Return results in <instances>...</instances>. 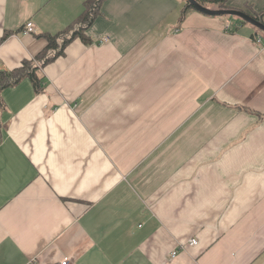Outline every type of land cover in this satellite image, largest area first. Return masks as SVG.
I'll return each mask as SVG.
<instances>
[{"label":"crops","instance_id":"crops-1","mask_svg":"<svg viewBox=\"0 0 264 264\" xmlns=\"http://www.w3.org/2000/svg\"><path fill=\"white\" fill-rule=\"evenodd\" d=\"M87 1L0 0V66L43 79L1 94L0 264H264V33L105 0L92 44L41 67Z\"/></svg>","mask_w":264,"mask_h":264},{"label":"trees","instance_id":"trees-1","mask_svg":"<svg viewBox=\"0 0 264 264\" xmlns=\"http://www.w3.org/2000/svg\"><path fill=\"white\" fill-rule=\"evenodd\" d=\"M105 0H88L85 4V11L78 18L76 23H74L70 28L60 34L56 35H46L48 40V46L46 49L37 57L38 64L42 66H47L48 64L55 61L57 58L64 54L65 49L72 42L80 39L84 44H92L91 38L88 37V30L92 27L94 20L100 14V7ZM186 1V0H185ZM202 6L209 9L216 10H228L229 0H195ZM192 5L186 1V6L182 11V21L185 19L186 15L194 11ZM258 21L264 23V13L254 14L253 16ZM242 24H248L247 22L240 19ZM55 52V53H53ZM39 68L36 66L34 61L26 60L22 66L13 70H5L0 66V99L1 94L4 90L16 86L22 80L29 78L36 92H40L43 86V79L38 75ZM1 101V100H0Z\"/></svg>","mask_w":264,"mask_h":264},{"label":"water","instance_id":"water-1","mask_svg":"<svg viewBox=\"0 0 264 264\" xmlns=\"http://www.w3.org/2000/svg\"><path fill=\"white\" fill-rule=\"evenodd\" d=\"M190 5L193 6L195 10L198 12L207 15V16H213V17H223V16H228V17H236L240 18L243 21L247 22L248 24L254 26L258 30L262 31L264 33V23L258 21L256 18L253 16L240 11V10H234V9H228V10H216V9H209L201 4H199L195 0H186Z\"/></svg>","mask_w":264,"mask_h":264},{"label":"built area","instance_id":"built-area-1","mask_svg":"<svg viewBox=\"0 0 264 264\" xmlns=\"http://www.w3.org/2000/svg\"><path fill=\"white\" fill-rule=\"evenodd\" d=\"M230 27H231V25L229 24L227 26V29L229 30ZM34 32H35V25H34V23L28 22L26 24V26H25V34H32ZM107 42H109V38H103L101 40V43H107ZM258 43H261V40L260 39L258 40ZM189 244L196 245L197 244V240H191ZM176 256H177V252H173L172 253V258H175ZM61 264H70V260L69 259H65V260H63L61 262Z\"/></svg>","mask_w":264,"mask_h":264},{"label":"rangeland","instance_id":"rangeland-1","mask_svg":"<svg viewBox=\"0 0 264 264\" xmlns=\"http://www.w3.org/2000/svg\"><path fill=\"white\" fill-rule=\"evenodd\" d=\"M237 20V19H236ZM239 20V19H238Z\"/></svg>","mask_w":264,"mask_h":264}]
</instances>
